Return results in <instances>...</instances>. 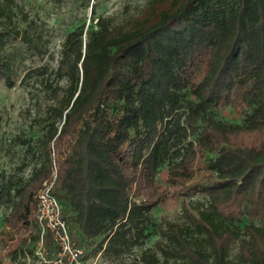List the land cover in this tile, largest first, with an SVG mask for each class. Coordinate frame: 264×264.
<instances>
[{
    "label": "trees",
    "instance_id": "trees-1",
    "mask_svg": "<svg viewBox=\"0 0 264 264\" xmlns=\"http://www.w3.org/2000/svg\"><path fill=\"white\" fill-rule=\"evenodd\" d=\"M10 1L0 0L7 84L10 38L43 53L30 23L10 26ZM151 16L128 27L76 25L55 65L25 71L22 80L49 102L39 120L43 159L26 177L0 167L3 221L36 225L35 192L52 179L77 245L78 227L81 237L99 236V246L128 249L149 235L151 211L167 192H201L204 202L189 200L188 221L159 226L141 263L262 264L264 226L240 215L264 212V0H171ZM242 201L246 210H230ZM42 239L55 244L49 230Z\"/></svg>",
    "mask_w": 264,
    "mask_h": 264
},
{
    "label": "rangeland",
    "instance_id": "rangeland-1",
    "mask_svg": "<svg viewBox=\"0 0 264 264\" xmlns=\"http://www.w3.org/2000/svg\"><path fill=\"white\" fill-rule=\"evenodd\" d=\"M10 3L14 7V22L10 26L25 27L30 23L27 32L29 35H40L43 51L42 54L37 53L20 40L10 38L7 46L12 57L11 84H7L5 78L0 76V167L26 177L34 164L43 159V149L38 139L44 128L39 120L49 102L31 80L28 84L26 79L22 80L25 71L44 62L55 65L66 31L76 25L83 24L84 28H89L96 19H103L113 26L128 27L136 19L151 16L171 5V0H11ZM218 113L225 120L238 119L239 115L227 109H218ZM169 192L151 211L153 224L149 235L131 248H105L106 242L99 246V236L81 237L78 227L74 229V236L83 252L76 264H142L140 252L155 245L160 236L159 226L162 224L165 227L168 221L183 224L188 221L191 203L204 202L206 199L201 192H190L188 195ZM230 210L241 213L246 210V203H237ZM8 212L9 207L0 203V264H54L59 257L58 245L54 239L55 244L46 246L43 243L45 228L37 217L36 225L32 223L28 228L14 227L3 221ZM242 218L243 221L252 220L264 226V212L241 214L240 220ZM237 249L238 242H231L230 255H235ZM62 256L66 258V255Z\"/></svg>",
    "mask_w": 264,
    "mask_h": 264
},
{
    "label": "built area",
    "instance_id": "built-area-1",
    "mask_svg": "<svg viewBox=\"0 0 264 264\" xmlns=\"http://www.w3.org/2000/svg\"><path fill=\"white\" fill-rule=\"evenodd\" d=\"M52 179L44 180L35 194L37 201L36 216L46 230H49L52 238L58 245V258L54 264H59L66 255V259L76 263L81 259L83 252L72 239L69 225L62 216V206L58 198L52 193Z\"/></svg>",
    "mask_w": 264,
    "mask_h": 264
}]
</instances>
